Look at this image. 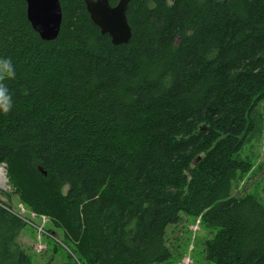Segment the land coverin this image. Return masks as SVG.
<instances>
[{
  "label": "trees",
  "instance_id": "trees-1",
  "mask_svg": "<svg viewBox=\"0 0 264 264\" xmlns=\"http://www.w3.org/2000/svg\"><path fill=\"white\" fill-rule=\"evenodd\" d=\"M59 2L46 41L25 0H0L5 196L61 232L72 254L54 264H171L184 217L210 233L206 264H264V204L234 193L264 101V0H132L120 45L83 0ZM25 225L0 201V264H35Z\"/></svg>",
  "mask_w": 264,
  "mask_h": 264
},
{
  "label": "rangeland",
  "instance_id": "rangeland-1",
  "mask_svg": "<svg viewBox=\"0 0 264 264\" xmlns=\"http://www.w3.org/2000/svg\"><path fill=\"white\" fill-rule=\"evenodd\" d=\"M256 120L254 131L245 140L240 157L249 161V170L236 182L234 193H254L264 204V101L253 114ZM0 201L11 205L14 213L20 214L26 225L20 230L18 241L27 250L35 264L61 263L72 254L71 249L61 237L59 230L55 238H49L48 230L52 229L50 221L30 211L27 206L18 201L16 196L6 198L10 191L5 166L0 165ZM4 169V170H3ZM2 174V175H1ZM65 191V190H64ZM170 244L176 246L175 256L171 264H206L202 251V241L210 236L208 230L202 228L198 221L184 217L182 222L168 229Z\"/></svg>",
  "mask_w": 264,
  "mask_h": 264
},
{
  "label": "water",
  "instance_id": "water-1",
  "mask_svg": "<svg viewBox=\"0 0 264 264\" xmlns=\"http://www.w3.org/2000/svg\"><path fill=\"white\" fill-rule=\"evenodd\" d=\"M26 16L32 29L41 39L50 41L57 37L62 11L59 0H25ZM132 0H118L111 6L108 0H84L91 21L102 34H108L112 44L127 43L131 28L127 21V8Z\"/></svg>",
  "mask_w": 264,
  "mask_h": 264
},
{
  "label": "clouds",
  "instance_id": "clouds-1",
  "mask_svg": "<svg viewBox=\"0 0 264 264\" xmlns=\"http://www.w3.org/2000/svg\"><path fill=\"white\" fill-rule=\"evenodd\" d=\"M5 76H13L12 63L7 59L0 60V80ZM11 107V97L8 94V89L3 84H0V112L8 113Z\"/></svg>",
  "mask_w": 264,
  "mask_h": 264
},
{
  "label": "built area",
  "instance_id": "built-area-1",
  "mask_svg": "<svg viewBox=\"0 0 264 264\" xmlns=\"http://www.w3.org/2000/svg\"><path fill=\"white\" fill-rule=\"evenodd\" d=\"M0 168L2 169V167H0ZM1 169H0V172L2 171ZM3 170H4V169H3ZM1 175H2V174H1ZM2 177H3V175L1 176L0 184H2V182H3Z\"/></svg>",
  "mask_w": 264,
  "mask_h": 264
},
{
  "label": "flooded vegetation",
  "instance_id": "flooded-vegetation-1",
  "mask_svg": "<svg viewBox=\"0 0 264 264\" xmlns=\"http://www.w3.org/2000/svg\"><path fill=\"white\" fill-rule=\"evenodd\" d=\"M84 1V0H83ZM85 4V3H84ZM61 6V5H60ZM86 8V7H85ZM61 11H62V9H61ZM87 11V10H86Z\"/></svg>",
  "mask_w": 264,
  "mask_h": 264
}]
</instances>
